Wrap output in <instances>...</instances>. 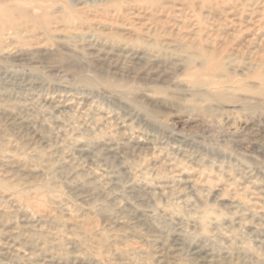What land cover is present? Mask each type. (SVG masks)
I'll return each mask as SVG.
<instances>
[{
	"label": "rangeland",
	"instance_id": "obj_1",
	"mask_svg": "<svg viewBox=\"0 0 264 264\" xmlns=\"http://www.w3.org/2000/svg\"><path fill=\"white\" fill-rule=\"evenodd\" d=\"M263 193L264 0H0V264H264Z\"/></svg>",
	"mask_w": 264,
	"mask_h": 264
},
{
	"label": "bare ground",
	"instance_id": "obj_2",
	"mask_svg": "<svg viewBox=\"0 0 264 264\" xmlns=\"http://www.w3.org/2000/svg\"><path fill=\"white\" fill-rule=\"evenodd\" d=\"M133 8V7H132ZM129 11V10H128ZM133 12V11H132ZM140 12V11H139ZM227 12H228V10H227ZM136 13V12H135ZM231 13H234V16H235V18H237V17H239L238 16V14L235 12V9L231 12ZM136 15V14H135ZM251 15V14H250ZM180 16H181V19H177V20H174V21H172V23H171V26H172V28H174V29H177V30H180V29H182L183 27H186L187 25H188V21H189V18H187V17H182V14H180ZM245 17V16H244ZM234 18V19H235ZM248 18V17H247ZM144 20H146V19H144ZM143 20V21H144ZM250 21H251V19H249ZM142 21V20H141ZM239 22V21H238ZM142 23V22H141ZM137 25V24H136ZM138 27V26H137ZM142 27V26H141ZM144 27V26H143ZM148 29V28H147ZM145 30V29H144ZM192 38V37H191ZM67 100V99H66ZM47 101L48 102H45V103H47L48 104V106L49 107H52L54 110L56 109L57 111L58 110H64V109H67V108H65L67 105L66 104H64V103H62V102H54V99H52V98H47ZM45 105V104H44ZM45 107V106H44ZM88 111V110H87ZM115 118V117H114ZM118 121V120H117ZM20 122V121H19ZM23 123V122H22ZM123 123V122H122ZM122 125V124H121ZM123 125H124V123H123ZM123 130V129H122ZM143 140H144V138L141 136V135H138V136H133V137H130V138H128L127 139V141L128 142H126V143H129V144H132L133 146H140L141 144H144L143 143ZM122 141V140H121ZM124 143V142H123ZM136 150H138V149H136ZM160 166V165H159ZM170 167V166H169ZM195 181V180H194ZM194 181L193 180H190V179H188V182L190 183V185L189 186H191V187H194ZM148 183V182H147ZM137 184H140V186L142 187V189H145L146 188V186H147V184L146 183H144L142 180H138V182H137ZM181 188V187H180ZM153 189V188H152ZM148 190V189H147ZM154 190V189H153ZM147 193V192H146ZM160 193L161 194H164V190L163 189H161V191H160ZM264 194V193H263ZM154 195V194H153ZM161 197V196H160ZM255 206V205H254ZM14 211V210H13ZM253 211V210H252ZM176 239V238H175ZM7 254V253H6ZM195 256H200L201 254L199 253V251L197 252H194L193 253ZM202 256V255H201Z\"/></svg>",
	"mask_w": 264,
	"mask_h": 264
}]
</instances>
